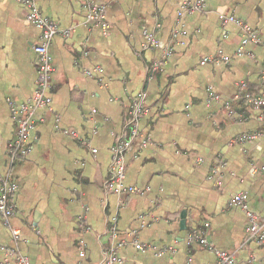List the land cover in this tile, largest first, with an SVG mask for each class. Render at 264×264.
Returning <instances> with one entry per match:
<instances>
[{
  "label": "crops",
  "instance_id": "1",
  "mask_svg": "<svg viewBox=\"0 0 264 264\" xmlns=\"http://www.w3.org/2000/svg\"><path fill=\"white\" fill-rule=\"evenodd\" d=\"M92 1L105 6V31L86 19L81 0H37L58 27L48 46L51 103L34 110L29 152L11 159L10 103L35 92L40 30L25 6L0 0V175L16 185L10 224L19 232L12 237L0 217V264H17L11 250L30 264H100L109 247L115 264H215L212 251L187 243L193 230L239 263L264 264V245L246 240L245 214L230 204L243 192L249 209L264 213V120L243 98L264 89V47L243 44L240 26L221 22L234 15L264 40V0H205L182 17L190 0ZM156 21L157 45L143 49ZM208 55L217 61L201 64ZM141 90L132 136L130 107ZM123 131L122 186L133 189L117 194L103 182ZM251 132L261 135L237 140Z\"/></svg>",
  "mask_w": 264,
  "mask_h": 264
},
{
  "label": "built area",
  "instance_id": "2",
  "mask_svg": "<svg viewBox=\"0 0 264 264\" xmlns=\"http://www.w3.org/2000/svg\"><path fill=\"white\" fill-rule=\"evenodd\" d=\"M27 8L26 19L30 23L34 24L40 30V40L34 45V51L38 56V68L36 76V89L33 93L29 102L20 104L18 106L10 103L13 112V118L16 122V130L14 133V140L10 145V157L11 159L17 156H24L29 152V145L27 144V135L30 128L33 125L32 116L34 110L37 107L50 106L51 96L48 94V89L50 88V76L53 71L51 58L48 52V46L51 39L57 34V25L50 20L40 9L37 4V0H16ZM205 0H190L183 4L182 8L179 10L178 15L182 17L186 13L202 11L204 7ZM83 7L86 11V19L95 26H100L104 31L108 27V23L105 20V6L96 5L92 0H81ZM221 22L235 23L240 26L242 31V43L246 44L249 41H253L257 45L264 47V40L256 35L254 30L242 20L236 18L234 15L224 14L221 16ZM160 28V23L155 22L153 27L147 29L144 32L145 43L143 49H147L157 45L156 32ZM240 52V51H238ZM171 53L170 43L165 46L162 50L161 55L156 61H153L150 65L146 67L145 79H151L154 71L162 66L166 59ZM217 56L208 55L205 56L200 63L204 64L207 62L217 61ZM146 95L145 90H141L138 93V98L134 104L130 107V123L133 124L131 130L132 136L137 133L135 128V121L142 111L144 97ZM244 101L247 106L257 113V115L264 120V89H262L257 95H245ZM95 112V110H92ZM237 118L242 120L241 116L238 115ZM39 121H44L43 117L38 119ZM58 121V118L56 117ZM57 132L67 133L71 136L76 137L74 131L68 129H62L60 127L56 128ZM261 133L251 132L244 133L240 135L237 140H251L259 137ZM131 136V137H132ZM130 140V139H129ZM129 140L126 139L124 131L120 133L110 148L111 160L107 171V177L103 182V187L107 192L121 193L123 191H130L132 187H123L122 181L125 176L126 166H125V152L129 146ZM16 188V185L8 180L7 175H0V217L4 225L8 228L12 237H18V229L12 227L10 224V218L15 212V204L10 200V193ZM246 196L243 192H239L233 195L230 200V204L239 206L246 217L245 223V235L247 241H252L257 245H264V213L257 214L252 212L246 202ZM187 243L198 242L207 250L212 251L216 257L215 264H254V262L249 259L248 263H239L236 261L234 255L228 251L216 248L211 243H209L205 236L200 234L197 230L191 231L186 239ZM4 248L3 246H0ZM135 247L142 249L143 245L136 243ZM172 248L169 247L168 250ZM8 255L12 257L17 264H30L29 258L17 251H10ZM120 261V258L115 253L114 247H109L103 250V257L100 264H115Z\"/></svg>",
  "mask_w": 264,
  "mask_h": 264
}]
</instances>
